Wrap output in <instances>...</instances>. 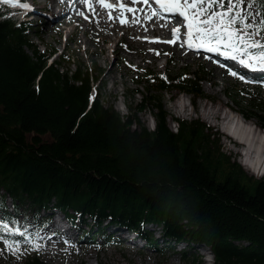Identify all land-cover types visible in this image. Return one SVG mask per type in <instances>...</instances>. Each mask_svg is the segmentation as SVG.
Segmentation results:
<instances>
[{"label":"trees","instance_id":"16d2710c","mask_svg":"<svg viewBox=\"0 0 264 264\" xmlns=\"http://www.w3.org/2000/svg\"><path fill=\"white\" fill-rule=\"evenodd\" d=\"M31 30L0 14L2 217L29 212L36 222L41 211L56 209L78 228L96 227L106 242L107 226L134 230L160 252L164 243L187 241L175 251L187 264H204L197 247L210 250L211 264H264V177L230 161L202 120L175 119L171 130L159 98L152 97V129L98 94L89 102L96 65L67 52L49 62L55 49H40ZM148 76L158 90L202 94L201 78L172 83L163 74ZM151 100L142 99L136 111ZM235 103L264 128V99ZM149 224L160 227V243ZM84 231L81 238L92 237ZM25 264L46 263L32 250Z\"/></svg>","mask_w":264,"mask_h":264},{"label":"rangeland","instance_id":"374dc122","mask_svg":"<svg viewBox=\"0 0 264 264\" xmlns=\"http://www.w3.org/2000/svg\"><path fill=\"white\" fill-rule=\"evenodd\" d=\"M26 2L29 6L31 3L39 8L44 6V0H26ZM46 2L52 4L53 1L47 0ZM72 12H76V10L71 8L69 15H72ZM0 14L3 15L1 17L13 21H17L21 17V14L12 16L10 11L5 13V9H0ZM44 16L42 12L35 11L29 18L31 19L29 24L32 26L31 40L39 48L56 49V53L52 57L68 48L66 51L68 55L70 54L79 62L84 61L88 68L95 64L96 70L93 74L97 75V81L93 82V87L104 104L111 103L121 115H133L135 112L140 122L152 129L154 127L153 112L156 111L154 104L152 105L156 100L152 97L159 98L167 113V124L171 130H176L175 119L202 120L211 132L219 138L221 151L230 157V161L234 160L238 163L249 176L264 177V166L261 167L260 174L258 171L254 175V172L242 164L245 159L255 164V147L258 143L255 142L254 144V141L261 138L262 148H264V128L259 125L255 117L244 118L235 103V100H240L247 107V104L254 97L264 99V88L259 86L261 84L245 83L238 77L231 76L226 69L208 62L198 55L209 56L204 51L194 54L193 51H184L182 48L168 47L167 45L165 63H163L164 58L155 56V48L148 53L144 50L146 47L142 45V53L137 52L138 48H142L141 44L135 41L132 34H125L124 32L126 30V32L133 33L132 29L135 30L136 28L131 25L126 26V28H118L119 26L115 25L116 19L111 21L94 19L91 22H86L81 16L74 22L75 28L73 29L72 25L69 24L73 18L68 21L66 19L64 24L57 27L54 25L56 21L54 23L48 22L49 25L44 24ZM97 21L99 22L97 23ZM45 26H47V30H44ZM164 34L168 33L165 31ZM120 36L123 37L124 42L133 48L126 50L124 45L116 44L115 41ZM166 36V39L169 40L168 35ZM112 48L113 50L110 52ZM156 48L160 49L159 46ZM117 50L120 51L119 58L116 54ZM115 60L117 63L114 62ZM114 64L111 77H108L106 75L107 70ZM69 67L71 70L74 69L73 64H70ZM151 72L163 74L168 81L171 82L172 80V83H177V79L178 81H185L188 78H201L198 84L202 94L194 95L187 91L179 92L177 89L158 90L155 81L149 84L147 81L151 79H145L147 74L149 75ZM224 92L230 95L234 94L235 100L226 97ZM91 95H93V91ZM142 99L153 100L151 103L148 102L147 107L143 110L136 111ZM232 118H235L236 121L232 122ZM241 122L252 131L254 130L255 134L251 138L249 134L241 135L240 133L242 138L239 143L241 142V145L233 146L224 137V130L230 128L232 132H238ZM262 160L264 163V155ZM222 170L226 171V167L223 166ZM7 204L9 205V202ZM25 217L21 224L27 223L30 232L39 229L41 235L50 237L42 242L43 247L40 251L41 258L46 264H187L180 258L179 253H175L177 248L166 247L160 253V251L141 246L143 241L137 239L136 233L133 232L127 233L123 230L120 232V235L126 236L123 240L111 238V242L107 244L102 243L103 241L99 236L95 237V240L80 239V229L75 230L72 234L64 220L58 221L60 225L55 220H50V223L45 225L39 221L37 222L38 226L34 227L29 212L25 214ZM20 218L21 216L19 220ZM81 228L91 231L90 233H95L97 230L96 227L90 228L85 225H82ZM113 229L111 228V230ZM114 232L112 233L113 236ZM68 234L71 235V238L67 241L68 243H65L60 235L68 239ZM118 234L116 233V235ZM154 235H156L154 237L159 235L157 228L154 229ZM159 243L158 246L160 247L161 244ZM196 249L204 264L212 263V255L207 248L197 247ZM28 250L30 251L28 252ZM31 252L29 247L23 246L22 251L14 255L0 241V264H25L26 256Z\"/></svg>","mask_w":264,"mask_h":264},{"label":"snow or ice","instance_id":"6c2138e0","mask_svg":"<svg viewBox=\"0 0 264 264\" xmlns=\"http://www.w3.org/2000/svg\"><path fill=\"white\" fill-rule=\"evenodd\" d=\"M95 16V8L91 0H79ZM132 4L141 2L151 8V15L161 19L165 14H171L168 18L181 17L184 22V41L181 46L189 50L204 51L215 54L225 60L236 62L251 73H260L259 78L238 74L232 68L228 73L238 77L245 83H257L264 85V0H153L158 7H152L149 0H130ZM0 3L9 6H20L27 9L29 4L21 3L20 0H0ZM103 9L109 10V20L119 19L121 24L128 23V20L120 19L125 13L141 11L134 7H128L120 2L117 9L116 4L108 0H96ZM112 10H117L119 15L113 17ZM85 20L88 16L83 12L79 13ZM99 21H97L98 23ZM173 40L163 41L164 43H175L180 39L181 29L176 27L172 30ZM160 42V41H153ZM211 59V56H206ZM221 68L227 67L214 60ZM0 208H3L0 203ZM12 225V226H10ZM41 235L39 229L35 232L28 230V224L19 225V222L10 217H0V241L14 255L21 252L23 246L33 251H41L42 242L49 239ZM65 243H68L65 240Z\"/></svg>","mask_w":264,"mask_h":264},{"label":"bare ground","instance_id":"6f19581e","mask_svg":"<svg viewBox=\"0 0 264 264\" xmlns=\"http://www.w3.org/2000/svg\"><path fill=\"white\" fill-rule=\"evenodd\" d=\"M61 4H63V5H65V0L64 1H62L61 2ZM36 9H37V7H36ZM61 15V17H59V18H57L56 19V22L54 23V25L55 26H57V27H59L60 25H62V24H64L65 23V20L66 19H69L70 17H73V16H77L76 14H72L71 16L69 15V12L68 11H66V10H64L63 11V13L62 14H60ZM43 20H44V24H46V25H49V20H48V18L47 17H44L43 18ZM44 30H47V26H45L44 27ZM125 32V31H124ZM101 35V34H100ZM133 37H136V34H135V32L133 33ZM120 42H122V43H124V39H123V37H121L120 38ZM119 45H120V43H118ZM140 44H141V42H140ZM160 46H161V50L162 51H164V50H166L167 49V46L163 43V42H161V44H160ZM141 47H142V49H143V46L141 45ZM126 50H130L131 48H133V47H131L129 44H127L126 45ZM144 50H146V49H144ZM142 50H141V48H138L137 49V52H141ZM147 52H148V50H146ZM149 53V52H148ZM184 53V52H183ZM116 54H117V57L119 58V55H120V51L119 50H117L116 51ZM185 54H188V53H185ZM202 57V56H201ZM116 60H118V59H116ZM116 60L114 61L115 63H117L116 62ZM114 66H115V64L113 65V66H110L109 68H108V70H107V73H106V75L108 76V77H111V74H112V72H113V69H114ZM236 121V119L235 118H232V122H235ZM244 121V120H243ZM246 122V121H245ZM236 124V123H235ZM234 125V124H233ZM240 130L237 132H232L231 131V129L230 128H228V129H225L224 130V137L233 145V146H235V145H238L239 146V144L241 145V142L239 143V141H240V139L242 138V136L241 135H244V134H249L250 136H251V138H252V136L255 134V131L253 130H251L250 128H248L244 123H242L241 122V124H240ZM239 127L237 126V128L239 129ZM241 130H244V131H241ZM240 133H241V135H240ZM246 136V135H245ZM257 138V137H256ZM255 142H257L258 143V145H257V147H255L256 148V159L254 160L255 161V164H254V162L253 163H251V165L252 166H250V168L249 167H246L248 170H250V171H256L258 168H259V170L261 169V167L262 166H264L263 164V160H262V158H263V155H264V148H262V139L261 138H257L256 139V141H254V144H255ZM243 143V142H242ZM243 145V144H242ZM253 150V149H252ZM264 169V168H263ZM55 222L58 224V225H60V223L57 221V220H55ZM70 222V221H69ZM70 224H73V223H71L70 222ZM73 226H76V224L75 225H73ZM148 226H150L151 227V229H147L148 230V232H150L151 234H152V236L154 237V236H156V235H154V229L155 228H157L158 230H159V226H157V225H154V224H149ZM111 228L113 229L114 227H112V226H107V230L109 231V232H114V231H116V233L118 234H120V232H122L123 230H125L127 233H130V232H133V233H136L134 230H129V229H124V228H117V227H115L113 230H111ZM136 235V238H139L137 235V233L135 234ZM123 236V235H122ZM126 237V236H125ZM154 238H157V240H158V242H161V239H160V232H159V235H157V237H154ZM89 239H91V240H95V237H90ZM90 240V241H91ZM116 240V239H115ZM123 240V239H122ZM143 241V243L141 244V246H145L144 245V243H145V241L144 240H142ZM182 243L181 244H177V243H173L172 241L170 242V243H164V246L162 247V250L164 249V248H171V249H174V248H176V246L178 245V247L180 248V250L179 251H181V250H184L185 248H187V246L185 245L186 243H187V241H181ZM102 243H107L108 244V242H102ZM191 244H193L192 242H190ZM161 246H162V244H161ZM147 247V246H146ZM197 247V246H196ZM149 248V247H148ZM151 249V248H150ZM152 250H154V249H152ZM157 251V250H156ZM210 251V250H209ZM162 252V251H161ZM160 252V253H161ZM211 253V252H210ZM212 254V253H211ZM181 258V257H180ZM184 261V260H183ZM186 262V261H185Z\"/></svg>","mask_w":264,"mask_h":264}]
</instances>
